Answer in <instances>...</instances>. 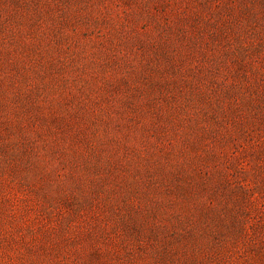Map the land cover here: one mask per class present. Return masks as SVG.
Here are the masks:
<instances>
[{
  "label": "rangeland",
  "instance_id": "374dc122",
  "mask_svg": "<svg viewBox=\"0 0 264 264\" xmlns=\"http://www.w3.org/2000/svg\"><path fill=\"white\" fill-rule=\"evenodd\" d=\"M0 264H264V0H0Z\"/></svg>",
  "mask_w": 264,
  "mask_h": 264
}]
</instances>
